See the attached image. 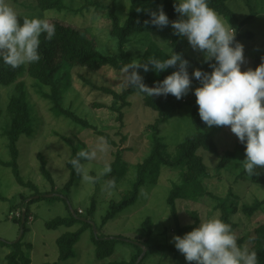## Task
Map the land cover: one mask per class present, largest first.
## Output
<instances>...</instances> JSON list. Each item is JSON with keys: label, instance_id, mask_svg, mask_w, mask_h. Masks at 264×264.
Returning <instances> with one entry per match:
<instances>
[{"label": "rangeland", "instance_id": "1", "mask_svg": "<svg viewBox=\"0 0 264 264\" xmlns=\"http://www.w3.org/2000/svg\"><path fill=\"white\" fill-rule=\"evenodd\" d=\"M25 1L27 0H8L17 11L20 23L24 17L44 18L50 23L53 20H61L83 30L96 43L99 51L107 55L116 53L114 47L116 41L113 42L110 35L112 26L110 11L104 8L111 7L112 0H62L68 10L61 12H42L37 6L26 9L21 7ZM31 3L32 0H28V5ZM158 4L159 0L144 1V5L150 12L158 11ZM86 5H88L87 8ZM228 6L241 20L254 13L251 22L240 32L235 30V40L240 33L248 32L252 36V38L244 37L239 43L244 46V63L241 71L249 68L254 70L256 56L264 53V1L232 0L228 2ZM129 7L130 0H117L116 14L122 23L129 15ZM221 18L226 25L229 24L223 17ZM142 40L154 41L169 53L173 51L170 47V37L158 30L153 34L145 33L131 38V50L135 55L141 54L144 49L140 45ZM180 40L190 57L204 61V54L194 51L186 37L181 36ZM27 65L22 66L27 68ZM60 77L63 106L87 119L100 131L109 134L116 146L109 145L103 138L108 146L107 149L105 151L97 149L96 157L83 164L82 172L76 174L73 184L69 190H66L71 180L68 164L72 160V147L63 137L81 141L86 151L96 149L100 142L99 138L102 137L95 131L85 129L65 118H56L51 111V103L39 94L35 80L23 73L21 81H24L26 86L35 130L32 136L20 139L18 164L23 180L33 183L44 194L45 198L39 199V196H34L36 191L17 183L11 168L1 165V162L11 160L8 140L3 132L8 125L5 115L6 107L16 91L14 85L0 84V109L3 111L0 115V195L6 198V200L0 199V241L8 244L19 241L22 234L21 225L12 218H18V215L21 216L28 210L30 217L24 241L32 243L31 264H106L110 262L129 264L138 253L140 257L136 264H196V262L185 260L175 248L173 237H183L185 233L198 227L201 221L213 216L221 218L218 207L221 201H224L228 204L231 202L237 204L235 206L238 210L231 217L237 225L234 233L237 239L243 237L247 239L244 245H247L250 250L256 237V228L264 223V206L251 217L243 213L241 209L244 205L251 206L256 200H263L264 186L252 183L251 176L244 171L242 162L246 158L245 153L239 148L241 142L230 131L229 126L207 127L205 132L213 136L220 153L236 151L233 161L229 162L225 168L218 169L219 158L200 151L208 166L209 177L204 181L207 194L197 202L177 200V219L167 205V198L173 182L178 180L179 175L181 178V171L164 168L155 182H147L141 188L135 203L102 226V219L109 209L110 202H119L123 199L136 179L135 165L142 162L150 153L148 126L154 124L157 115L145 107L142 95H136L132 98L131 105L124 109L123 120H118L119 114L110 109L113 103L112 97L99 88L109 87L121 93L128 88L124 72H118L109 67L97 72L87 68L73 67L63 72ZM200 86L198 84L191 87L190 94L195 96L194 90ZM43 90L50 92L48 88ZM99 105L106 107H99ZM161 130V136L169 148L175 147L186 136L193 134L195 129L190 119L189 107L185 106L174 119L162 125ZM124 138L126 140L123 141ZM118 150L123 153L122 159L126 162L127 171L122 179L113 182L106 176L111 172L110 165L115 161ZM39 155L45 157L47 167L53 175L54 187L40 173ZM105 168H109L110 171L105 172ZM243 172L244 176H241ZM86 176L91 179L86 180L84 178ZM109 182H113L111 187ZM52 190L55 193H49ZM55 196L60 198L54 199ZM33 199H35L34 202L29 204ZM93 203H96V212L92 216L90 208ZM74 212H79L80 215L77 218L80 221L92 222L98 229L99 236L121 237L120 239L124 242L117 243L115 253L110 258L103 262L96 259L92 230L88 229L76 244L75 255L67 261L59 262L57 240L68 232L77 231L82 225L80 221L73 226H59L53 229L46 225L57 218H69ZM147 218H151L153 222V234L150 237H145L142 228V223ZM180 229L186 230L181 232ZM8 253L10 249L0 243V264H7L5 257Z\"/></svg>", "mask_w": 264, "mask_h": 264}, {"label": "trees", "instance_id": "2", "mask_svg": "<svg viewBox=\"0 0 264 264\" xmlns=\"http://www.w3.org/2000/svg\"><path fill=\"white\" fill-rule=\"evenodd\" d=\"M113 5L111 7H104L110 11L111 17V30L110 35L112 41H116L115 50L113 55H107L104 52L98 50L96 43L90 39L87 34L78 27H74L71 24H66L61 20H53L51 24L55 26V36L51 41H48L42 35L40 37L41 44L39 52L41 59L32 64H28L27 68L20 66L18 68H11L0 62V84L4 86H15V95L10 98V101L6 107V120L8 125L5 128L3 135L8 140V151L11 160L8 162H1V165L6 168H11L12 173L17 183L22 187L30 188L32 191H36L34 196H39V199L45 198L44 194L40 192L39 187L31 182H25L21 176L20 167L18 164L19 147L18 143L22 137L32 136L35 130L33 117L31 115L32 108L28 101V95L26 92V86L24 81H21L23 73L29 78L35 80L37 87L39 88V94L51 103V111L56 118H65L85 129L95 131V133L106 139L109 145L116 146L115 141L109 136V134L100 131L96 126L92 125L87 119L80 117L75 111L67 109L62 104L61 86L62 79L60 75L63 72H67L73 67L87 68L90 71L97 72L105 67H109L118 72H123V69L128 66L129 63L134 60L144 62L149 57H156L159 59L167 58L171 53L166 51L163 47L158 45L154 41L142 40L140 45L142 46V53L135 55L131 50V38L140 34H153L160 30L170 37V47L173 52L180 53L184 59L189 62L188 72L191 77L193 70L200 69L204 72H211L212 69L209 66L214 61L205 63L196 58L190 57L184 50L181 43V36L175 35L171 24L163 28H157L151 23H145L150 20V11L147 6L144 5L146 0H130L129 15L127 19L122 23L116 14L117 0H112ZM232 0H209V7L213 8L221 17H223L231 27L237 32L251 22L254 13L248 18L241 20L238 15L231 10L228 6V2ZM251 2L253 0H247ZM264 1V0H261ZM175 0H159V9L162 7L170 21L179 19V14L174 11ZM90 5V4H89ZM39 7L42 12L57 11L61 12L68 10L62 0H32L31 5H28V0L21 4L23 8H35ZM88 5H86V8ZM83 9V8H82ZM80 9V10H82ZM139 9V11H137ZM158 9V10H159ZM72 10V9H71ZM78 11V10H77ZM75 12L76 11H72ZM244 37L252 38L248 32L240 33L236 42H239ZM149 42V43H147ZM262 62H264V53L256 56L254 70ZM177 69L169 68L165 72L155 73L149 71L145 73L142 69H138L139 74L143 77V83L149 87H153L155 82L162 81L166 76L170 75ZM200 84L198 80L192 78L191 87ZM48 88L50 92H46L43 89ZM102 92L111 96L113 99L110 109L118 113V120L122 121L124 117V109L131 105V100L136 95L143 96V102L145 107L151 110L157 115L154 124L148 126V135L151 142V150L149 155L142 161L135 165L136 179L132 182L130 189L125 193L123 199L119 202L111 201L109 209L106 215L102 219V226H105L110 220L114 219L120 212L126 207L136 202L141 188L147 182H155L159 173L164 168L181 171L178 180L173 182L172 188L167 198V205L171 209V213L177 219L176 202L179 199L189 200L197 202L205 194H207L204 181L209 177L208 166L205 162V158L200 153L204 151L219 158L218 169L225 168V166L233 161L236 151H227L224 154L220 153L219 147L215 142L213 136L205 132L208 127L199 117L198 105L196 104V97L189 93L177 100L171 94L167 96H155L152 97L138 93V90L134 87L128 86L127 89L121 93L109 87L99 88ZM185 106L189 107L190 119L193 123L195 131L193 134L186 136L175 147L169 148L165 139L161 136L162 125L168 123L175 118L177 113L181 111ZM99 107H106L99 105ZM3 111L0 109V115ZM65 142L72 147V160L79 159L80 165L88 161L89 159L78 157V153L86 151L85 146L81 141L76 138H64ZM126 138L123 139V141ZM239 148L245 153V145L240 144ZM82 149V150H81ZM115 161L110 165L111 172L106 176L110 181L117 182L125 176L127 171L126 162L122 159V151L118 150L116 153ZM40 173L54 187V179L51 171L47 167L45 157L39 155ZM71 160V161H72ZM68 164L71 171L70 183L66 186V190H69L71 184L74 182V178L78 173L73 167L72 163ZM244 176V172L241 176ZM252 183L264 186V169H257L256 174L250 177ZM49 193H55L53 190ZM46 193V194H49ZM52 198V197H51ZM54 199L60 197L55 196ZM1 200L6 198L0 195ZM26 200V198H25ZM35 199L30 200L33 203ZM219 209L221 211V218L225 223L231 225L233 232L237 227L231 219L232 215L237 212V204L231 202L221 201ZM236 205V206H235ZM264 206L263 200H256L251 206L244 205L241 211L247 216H253ZM96 212V203H93L90 208V213L93 216ZM25 213V222L23 224V236L22 238L12 244H8L0 241L3 246L10 249V253L5 257L7 264H31V251L32 243L25 242L24 236L28 228V221L30 214L27 211ZM23 213V215H24ZM23 215L12 220L22 225ZM79 212L72 214L69 218H57L47 223V227L50 229L57 228L59 226H73L80 221L77 216ZM196 216V214H195ZM197 217V216H196ZM82 227L75 232H68L62 235L58 240L59 250V262L67 261L75 255V246L80 241L82 234L88 230H92V243L94 245V251L96 259L103 262L107 258H110L116 249L118 242H121V237L110 238L99 236L93 229L92 222L80 221ZM198 223V221H197ZM142 228L145 233V237H150L153 234V222L151 218H147L142 223ZM195 228V227H194ZM186 229H180L184 232ZM98 231V229H97ZM255 239L253 245L250 248L251 251L257 253L258 264H264V223L259 225L255 230ZM246 238L237 239L239 245H244ZM124 242V241H123ZM170 249V248H167ZM140 253H138L129 264H136ZM104 264V263H102ZM106 264H128L127 262H110Z\"/></svg>", "mask_w": 264, "mask_h": 264}, {"label": "clouds", "instance_id": "3", "mask_svg": "<svg viewBox=\"0 0 264 264\" xmlns=\"http://www.w3.org/2000/svg\"><path fill=\"white\" fill-rule=\"evenodd\" d=\"M139 11V9L137 10ZM174 11L179 19L170 21L163 8L153 11L150 20L157 28L171 24L175 35L186 37L194 51L204 54V62L212 71L188 72L189 62L180 53H172L165 59L149 57L141 62L134 60L123 69L128 86L138 93L152 97L171 94L180 100L189 93L192 78L200 82L194 95L198 114L208 126H229L239 141L245 145L244 171L253 176L257 169H264V62L255 70L241 71L244 63V46L235 40V29L225 24L219 14L209 7V0H175ZM51 41L55 26L47 19L20 17L8 0H0V62L11 68L36 63L41 59V36ZM175 68L153 87L143 83L138 69L145 73L159 74ZM96 149L81 151L78 157L93 159L99 151H105L103 138ZM78 173L82 172L79 159L71 161ZM110 171L109 168L104 169ZM90 180V177H84ZM113 182H109L111 187ZM20 217V215L18 216ZM175 248L187 262L196 264H258L257 253L247 245H239L231 225L218 216L201 221L181 236H174Z\"/></svg>", "mask_w": 264, "mask_h": 264}, {"label": "water", "instance_id": "4", "mask_svg": "<svg viewBox=\"0 0 264 264\" xmlns=\"http://www.w3.org/2000/svg\"><path fill=\"white\" fill-rule=\"evenodd\" d=\"M24 222H25V213H24V215H23V223H22V225H21V230H22V234H21V237H20V239L22 238V236H23V224H24ZM93 224V223H92ZM93 228H94V231H95V233H97V229H96V227H95V225L93 224ZM19 239V240H20Z\"/></svg>", "mask_w": 264, "mask_h": 264}, {"label": "built area", "instance_id": "5", "mask_svg": "<svg viewBox=\"0 0 264 264\" xmlns=\"http://www.w3.org/2000/svg\"><path fill=\"white\" fill-rule=\"evenodd\" d=\"M19 216V215H18Z\"/></svg>", "mask_w": 264, "mask_h": 264}]
</instances>
